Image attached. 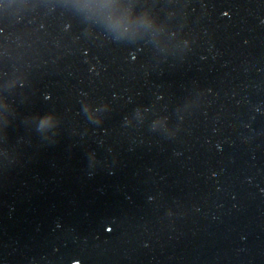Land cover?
<instances>
[{
	"label": "water",
	"instance_id": "1",
	"mask_svg": "<svg viewBox=\"0 0 264 264\" xmlns=\"http://www.w3.org/2000/svg\"><path fill=\"white\" fill-rule=\"evenodd\" d=\"M0 264H264V0H0Z\"/></svg>",
	"mask_w": 264,
	"mask_h": 264
}]
</instances>
